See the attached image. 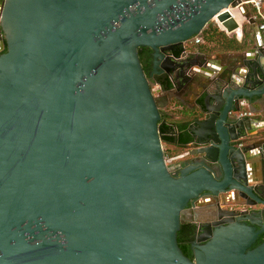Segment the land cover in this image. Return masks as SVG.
<instances>
[{"label": "water", "instance_id": "95a60500", "mask_svg": "<svg viewBox=\"0 0 264 264\" xmlns=\"http://www.w3.org/2000/svg\"><path fill=\"white\" fill-rule=\"evenodd\" d=\"M243 7L0 0V264H264L263 122L237 116L264 100V39L218 76L175 55L214 21L261 34ZM183 88L187 151L167 160L161 111Z\"/></svg>", "mask_w": 264, "mask_h": 264}, {"label": "crops", "instance_id": "0c3cea01", "mask_svg": "<svg viewBox=\"0 0 264 264\" xmlns=\"http://www.w3.org/2000/svg\"><path fill=\"white\" fill-rule=\"evenodd\" d=\"M263 9H264V0H263ZM241 12L244 14L249 13L251 18H254V10L249 6L247 9L242 8ZM241 19V18H240ZM243 19V18H242ZM258 27L260 26V21H256ZM253 27L248 23L244 22L243 25V36L242 38H236L234 36L227 35L228 39L236 38L239 45L235 46L232 43L226 42V45L221 46L222 49H216L214 47H220L216 42L204 46V49L201 50V47H191L189 49V55L187 57L188 60H199V64L192 65L188 71L187 76H193L194 74L201 75H210V76H218L226 70V68H238V64L240 63L243 55H247V53L255 47V36L257 35L261 41L264 39V31L261 34L258 31H253ZM260 29V28H259ZM220 30V29H219ZM222 31V30H220ZM223 32V31H222ZM245 37V38H244ZM244 38V39H243ZM227 39V40H228ZM264 43V42H263ZM224 43H222L223 45ZM203 48V47H202ZM242 71L246 72V69L242 68ZM158 88L157 85H155ZM181 94L179 92V96H174L171 99L170 105L164 109L165 112L171 114L172 112L176 113V117L182 119V115L184 117V113H190V110L195 106L197 102V96L190 94L186 88L181 90ZM159 95V94H158ZM248 103L246 108H243L246 111H250L254 114L252 119H257L260 122H263V126L261 130L264 131V100L259 101V104L250 103L248 100H245ZM186 132V131H185ZM183 133V132H182ZM176 149V147H171ZM182 151V148L180 149ZM185 153V152H181ZM173 163V162H172ZM176 164V162H174ZM173 165V164H172ZM177 165V164H176ZM185 164L182 165L184 167ZM175 166V165H174Z\"/></svg>", "mask_w": 264, "mask_h": 264}, {"label": "trees", "instance_id": "16d2710c", "mask_svg": "<svg viewBox=\"0 0 264 264\" xmlns=\"http://www.w3.org/2000/svg\"><path fill=\"white\" fill-rule=\"evenodd\" d=\"M202 36L205 39V44L201 45V50L204 49V46H208L214 42L218 44L220 47H214L215 50L222 49L226 45V42L232 43L237 46L239 43L236 38L228 39L226 33L219 30L216 25L208 24L206 28L202 32ZM245 38V37H244ZM243 38V39H244ZM228 39V40H227ZM222 43H224L222 45ZM203 47V48H202ZM7 48L5 46L2 53H5ZM183 52V48L179 47L175 52L176 56H180ZM139 59L141 61L143 70L145 74L148 76L150 74L151 65H152V51L146 47H141L138 49ZM171 87V85H169ZM161 122H163V126L161 127L162 140L163 144L169 146L168 155L170 158H175L181 154V148L184 146L183 144L189 140V134L187 133L188 127L190 126L191 120L189 114L184 113V117L182 115V119L176 117V113L172 112L168 114L164 110L161 111ZM186 131V132H185ZM183 132V133H182ZM171 147H176L173 149ZM194 226L191 224H184L181 226L180 231L178 232V244L181 248L182 252L186 257L193 260V254L191 251V242L193 240ZM264 242V233L260 235L257 242L253 246V248L259 246Z\"/></svg>", "mask_w": 264, "mask_h": 264}, {"label": "built area", "instance_id": "2783aa9c", "mask_svg": "<svg viewBox=\"0 0 264 264\" xmlns=\"http://www.w3.org/2000/svg\"><path fill=\"white\" fill-rule=\"evenodd\" d=\"M243 4L245 5H249L251 6V8L254 10V20L255 21H260V30L264 31V9H263V0H242ZM239 21V20H237ZM216 23V25L218 26V28L220 30H222L224 33H226L227 35H230L226 29L222 28L220 23H217L216 21H214ZM243 36V32L241 30V32H236L234 34V37L236 38H242ZM205 44V39L202 36V32L196 36H194L192 39H190L189 41L185 42L182 45L183 48V52L181 53V55L179 56V60H184L187 59L188 57V53H189V49L191 47H200L201 45ZM240 106L242 107V109L237 113L238 117H249V118H253L254 114L250 111H246L243 108H246L248 106V103L243 100L240 102ZM262 209H264V205L260 206Z\"/></svg>", "mask_w": 264, "mask_h": 264}, {"label": "flooded vegetation", "instance_id": "af4514ba", "mask_svg": "<svg viewBox=\"0 0 264 264\" xmlns=\"http://www.w3.org/2000/svg\"><path fill=\"white\" fill-rule=\"evenodd\" d=\"M177 50H178V49H177ZM2 51H3V50H2ZM2 51H0V53H2ZM151 68H152V67H151ZM151 70H152V69H151ZM151 70H150V71H151ZM163 147H164V146H163ZM185 151H187V149H186V147L183 146L181 152H185ZM164 153H165V150H164ZM173 163H174V162H173ZM170 164L172 165V163H170ZM174 165H175V166L172 165L173 167L171 168V172H172L173 175H177V173H178L177 165H176L175 163H174Z\"/></svg>", "mask_w": 264, "mask_h": 264}, {"label": "rangeland", "instance_id": "374dc122", "mask_svg": "<svg viewBox=\"0 0 264 264\" xmlns=\"http://www.w3.org/2000/svg\"><path fill=\"white\" fill-rule=\"evenodd\" d=\"M210 24H212V25H216L215 22H211ZM216 26H217V25H216ZM217 27H218V26H217ZM163 146H164V150H165V157H166L167 160H170L171 158H170L169 155H168V148H169V146L166 147L165 144H163ZM169 165H171V164L169 163Z\"/></svg>", "mask_w": 264, "mask_h": 264}, {"label": "bare ground", "instance_id": "6f19581e", "mask_svg": "<svg viewBox=\"0 0 264 264\" xmlns=\"http://www.w3.org/2000/svg\"><path fill=\"white\" fill-rule=\"evenodd\" d=\"M237 20H239V21H240V20H241V19H240V17H239V18L237 17ZM240 22H241V21H240ZM220 25H221V24H220ZM221 27H222V26H221ZM222 28H223V27H222ZM239 32H240V30H239Z\"/></svg>", "mask_w": 264, "mask_h": 264}]
</instances>
